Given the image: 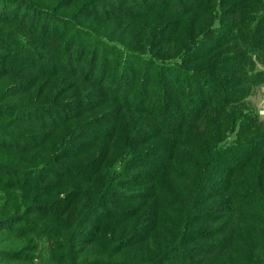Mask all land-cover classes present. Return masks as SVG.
<instances>
[{
	"label": "trees",
	"instance_id": "trees-1",
	"mask_svg": "<svg viewBox=\"0 0 264 264\" xmlns=\"http://www.w3.org/2000/svg\"><path fill=\"white\" fill-rule=\"evenodd\" d=\"M33 1L0 0V96L19 98L0 99V257L264 264V122L247 102L264 0ZM16 70L27 84H8Z\"/></svg>",
	"mask_w": 264,
	"mask_h": 264
},
{
	"label": "rangeland",
	"instance_id": "rangeland-1",
	"mask_svg": "<svg viewBox=\"0 0 264 264\" xmlns=\"http://www.w3.org/2000/svg\"><path fill=\"white\" fill-rule=\"evenodd\" d=\"M20 1H22V2H25V3H27V6H30V8L32 9L33 7H36V5H38V3L36 4V2H34L33 0H19V2ZM21 3V2H20ZM30 3V5H28ZM34 3V4H33ZM1 5H2V7H3V3H0ZM36 4V5H35ZM40 4V3H39ZM40 5H42V6H44L43 4H40ZM33 6V7H32ZM19 7V6H18ZM39 7H41V6H39ZM14 7H12V6H10V7H5L4 6V9H6V13L8 14V13H10V15H12L13 14V12H12V9H13ZM15 10H17V7L16 8H14ZM21 13L24 15V16H26V13H24V10H20L19 11V15H20V17H21ZM16 15V14H15ZM18 15V16H19ZM58 15H60V17H65V18H70V12H64V13H61L60 12V14H58ZM24 18V17H23ZM25 19V24L26 25H29L30 24V22H31V19H32V15L31 14H29L28 16H27V18L25 17L24 18ZM37 19H39V17H37ZM22 44H26V45H21V47H28L27 45V43H22ZM83 45L84 44H81V43H79V48H82L83 47ZM33 49V48H32ZM0 55L3 57V55L1 54V52H0ZM16 55H19L20 57H22V59H25V60H29L28 62H27V65L28 66H26V68H30V69H32L31 67L35 64V67H40L41 68V65H40V63H34V59H32V58H26L25 56V54L24 53H18V54H15V56ZM10 58H12V57H14L12 54H9L8 55ZM38 58H40V56H38ZM25 66H23V67H25ZM3 70V69H2ZM17 72V70L16 71H11L10 72V75L7 77V82H8V84H13V83H15L14 81H15V79L13 78V77H15L16 75L18 76V77H21V79H22V77H24L25 79V82H26V84L29 82L28 80H26V79H28L29 78V73L28 72H26V73H24V74H19V73H16ZM2 78V77H1ZM0 78V79H1ZM21 79H19V80H21ZM1 92V91H0ZM1 95V94H0ZM0 99L2 100V101H4L5 103H14L13 101H17L19 98H15V99H13L12 101H9V100H7L6 98H4V97H1L0 96ZM247 102L252 106V108L258 113V116H259V120L261 121V122H264V84L263 85H260V86H258V87H256L255 89H254V91H253V94L248 98V100H247ZM139 202H135L134 201V203H133V201L131 202V204H130V206H128V207H132V206H137V205H139L138 204ZM30 219H32V216H30ZM45 246H41V248H40V252L38 253V255L37 254H34V256H30L31 258V262H28V263H26V262H21V261H17V260H5V259H2V257H0V264H49L48 263V255H47V252H46V250H45V248H44ZM94 247H96L95 245H93L92 246V248H94ZM88 249V248H87ZM117 262H120L121 261V259H120V257H119V255H117V256H115V258H114ZM119 259V260H118ZM160 258H158V259H156V260H148V261H144L142 264H156L158 261L157 260H159ZM84 260L83 259H81L80 260V263H82ZM122 262V261H121ZM162 264H173V263H171V262H166V261H163V263Z\"/></svg>",
	"mask_w": 264,
	"mask_h": 264
}]
</instances>
